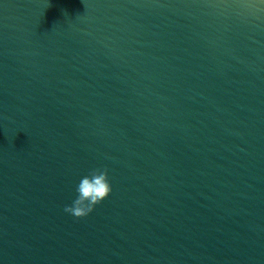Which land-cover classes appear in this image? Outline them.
Wrapping results in <instances>:
<instances>
[{
	"label": "water",
	"instance_id": "obj_1",
	"mask_svg": "<svg viewBox=\"0 0 264 264\" xmlns=\"http://www.w3.org/2000/svg\"><path fill=\"white\" fill-rule=\"evenodd\" d=\"M0 264H264V0H0Z\"/></svg>",
	"mask_w": 264,
	"mask_h": 264
}]
</instances>
